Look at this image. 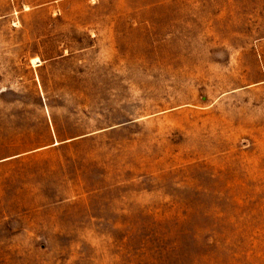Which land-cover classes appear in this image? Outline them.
Returning <instances> with one entry per match:
<instances>
[{"label": "rangeland", "instance_id": "rangeland-1", "mask_svg": "<svg viewBox=\"0 0 264 264\" xmlns=\"http://www.w3.org/2000/svg\"><path fill=\"white\" fill-rule=\"evenodd\" d=\"M0 264H264V0H0Z\"/></svg>", "mask_w": 264, "mask_h": 264}]
</instances>
